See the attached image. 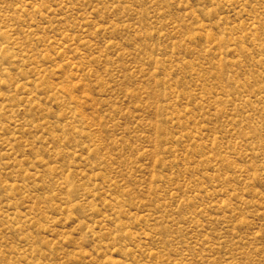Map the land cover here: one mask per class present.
<instances>
[{
    "label": "rangeland",
    "instance_id": "obj_1",
    "mask_svg": "<svg viewBox=\"0 0 264 264\" xmlns=\"http://www.w3.org/2000/svg\"><path fill=\"white\" fill-rule=\"evenodd\" d=\"M0 264H264V0H0Z\"/></svg>",
    "mask_w": 264,
    "mask_h": 264
}]
</instances>
